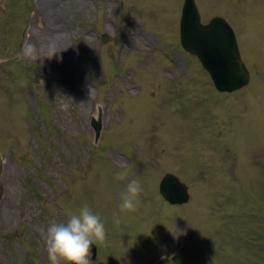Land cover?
Masks as SVG:
<instances>
[{"label":"rangeland","instance_id":"374dc122","mask_svg":"<svg viewBox=\"0 0 264 264\" xmlns=\"http://www.w3.org/2000/svg\"><path fill=\"white\" fill-rule=\"evenodd\" d=\"M196 3L233 28L244 89L183 49V0H0V264H50L41 229L84 204L107 231L92 264H264V0Z\"/></svg>","mask_w":264,"mask_h":264},{"label":"water","instance_id":"95a60500","mask_svg":"<svg viewBox=\"0 0 264 264\" xmlns=\"http://www.w3.org/2000/svg\"><path fill=\"white\" fill-rule=\"evenodd\" d=\"M180 41L183 49L195 56L209 74L220 93H234L249 85L251 76L244 64L234 30L222 17H214L207 24L195 0H184L180 18ZM91 127L95 142L102 132L101 113L92 118ZM4 160L0 157V175ZM0 187V201H1ZM161 196L171 205H185L190 201L189 188L173 175L167 174L159 185ZM0 233V244H1ZM98 249L92 246V263L97 259Z\"/></svg>","mask_w":264,"mask_h":264},{"label":"clouds","instance_id":"9594fccd","mask_svg":"<svg viewBox=\"0 0 264 264\" xmlns=\"http://www.w3.org/2000/svg\"><path fill=\"white\" fill-rule=\"evenodd\" d=\"M125 176L120 173L122 179ZM142 191L138 180H130L120 196L121 212H135ZM114 223L118 225L119 219L114 217ZM41 232L50 264H92V246L107 239L104 221L87 204L68 213L66 221H51Z\"/></svg>","mask_w":264,"mask_h":264}]
</instances>
